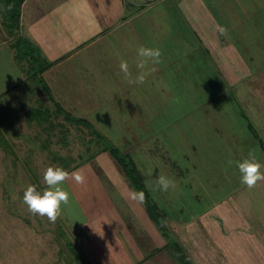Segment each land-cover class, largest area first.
Masks as SVG:
<instances>
[{"label": "rangeland", "instance_id": "374dc122", "mask_svg": "<svg viewBox=\"0 0 264 264\" xmlns=\"http://www.w3.org/2000/svg\"><path fill=\"white\" fill-rule=\"evenodd\" d=\"M90 1L95 7L101 1L107 6L102 14L114 12L112 0ZM129 1L117 0L119 11L103 18L105 29L120 21ZM206 1L216 8L217 16L223 17L220 24L226 25L224 15L231 4ZM9 2L4 0L3 7ZM178 3L164 0L129 24L136 34L126 26L114 35L120 41L118 35L125 33L121 42L138 46L143 39L151 42L150 34L156 29L164 33L158 36L163 42L155 47L161 49L158 64L166 66L161 67L166 68L161 84L168 87L171 98L161 97L147 104V112L152 113L150 121L144 123L146 114L138 124L123 109L115 114L106 112L105 106L101 109L100 93L108 99L102 90L119 92L117 83L106 79L102 89L94 72L77 75L75 63L71 77L64 76V85L68 92L76 89L72 94L81 97L80 104L85 102L84 109L91 114H71L65 107L66 111H60L59 100L55 99L50 115H43L47 121L42 126L35 124L27 129L24 125L22 129L18 123L20 108H0V264L142 262V256L151 254L152 241L157 240L160 228L155 223L154 228L146 225L149 213L144 202L131 199L134 190H144L155 201L160 215L170 223L167 227L171 237L174 234L185 244L197 264L260 263V255L251 260L246 250L251 245V250L264 256V180L251 189L241 184L235 161L252 156L264 163V48L259 51L260 60L256 46L246 50L250 44L244 43L250 35L255 39L254 28L264 30V19L256 20L254 25L253 21L240 25L242 20L235 18L239 27L230 30L225 26L251 71L248 77L231 84L187 25ZM230 12L236 16L234 6ZM16 42V54L21 58L23 47H31V43L25 37ZM30 55L35 62L42 54L31 51ZM39 60L36 68L43 63ZM10 62L7 56L0 58V74L4 76L0 93L14 75L7 68ZM8 72L11 74L4 75ZM114 148L132 169V176L112 154ZM49 166L63 167L69 173L82 170L86 176L84 184H77L71 175L66 179L64 186L72 193V200L54 222L47 216L32 214L23 203L28 185H36L40 191L47 188L42 178ZM149 171L150 176L146 175ZM161 174L171 178L175 187L152 191L146 181H154ZM237 201L243 202V213L252 229L241 219L240 211H225L236 207ZM164 237L161 248L155 250L157 261L179 264L171 253L170 240ZM247 238L249 243L245 244ZM142 263L154 264L150 260Z\"/></svg>", "mask_w": 264, "mask_h": 264}, {"label": "crops", "instance_id": "0c3cea01", "mask_svg": "<svg viewBox=\"0 0 264 264\" xmlns=\"http://www.w3.org/2000/svg\"><path fill=\"white\" fill-rule=\"evenodd\" d=\"M3 1L0 0V58L6 56L10 58L11 62L7 63V68L14 75L11 77L12 81L7 83L9 85L5 84V89L0 93V108L5 106L12 107V109L13 107L20 108L18 109L20 110L18 119L21 122L19 121L18 123L23 126L22 129L25 128L24 125L27 126V129L29 128L28 126L32 128L35 124H37L36 127L42 126L47 121L43 118V115H50L49 111L53 107L51 102L55 99L59 100L57 107H59L60 111L67 109V112L71 114L80 115L82 112L84 114L82 116H86L85 113L87 115L91 114L92 111L84 109L85 102L80 104L83 101H80L81 97H76V95L72 94L77 92L74 91L76 90L75 88L73 91H66L64 84L67 81H64L66 79L64 76L71 77L73 74L72 63L77 65V75L85 74L83 76H86L94 72V76L99 78L102 89L105 88L103 85L105 83L104 80L112 78L111 81L117 83L120 91L109 92L107 89L102 90L108 99L105 98L107 99L105 100L103 93H100V108L103 109L105 106L108 108L106 112H111L112 114L123 109L122 112L125 111L129 116H134L135 123L140 124L139 122L143 118L145 120V114L147 118L144 123L150 121L148 116L152 113L150 111L147 112V104L156 103L161 100V97L171 98L170 95H167L169 93L168 87L162 85L163 80H165L163 74L166 68L162 69L161 67L165 65L161 63L150 65L153 70L143 83H128L123 79L119 69L120 60H126L135 75L138 72L136 68L137 47L160 46V43L163 42L162 38H158L161 30L156 29L155 34H150L151 42L143 39L139 41L138 46L135 43L121 42L125 40V33L120 34L121 36L118 35L120 41L114 39V35L117 33L115 32L116 30L121 27H130L129 24L132 21H137V18L145 16L152 7L158 6L164 0H128L130 4L124 7L127 10H123L125 13L124 15H122L123 12L121 13L122 17L119 16L121 18L120 21L106 29L103 26V18L104 16L108 18L112 14L115 16L114 12L119 11L117 0H115V3L112 0L114 12L109 11L105 14H102L101 11L107 6L102 1L98 7H95L90 0H24L21 5H16L17 7H14L12 3V5L8 3L7 6L3 7ZM219 1L223 5H226V3L231 4L224 15L226 25H224L225 23L220 24L219 19H223V17L217 16L215 13L216 8H213V5L207 3L206 0H178V5L182 16L186 19L187 25L208 49L213 60L217 62L222 73L225 74L224 78L227 77V83L234 84L244 77H248L251 71L239 51L236 41L232 40L228 32L224 30L225 26H228L231 30L239 27L242 23L247 24L248 21H253L252 25H254L256 20L264 19V0H217L215 4ZM148 4L153 5L150 6ZM233 6L237 12L236 16H233L235 14L230 12V10H233ZM12 8L19 11V16L16 19L12 18L9 20L10 16L14 14L11 11ZM125 15L127 16L125 17ZM235 18L242 20L240 25L239 22H235ZM149 19V22H152V19ZM13 24H15L14 29L12 27ZM130 28L133 29V34H136L135 28L133 26ZM254 29L257 30L254 34L255 39L250 35L245 38L244 43L250 44L246 45L248 47H245L246 50H252L250 47L254 48L256 46L258 54L264 48V30H262V27ZM254 29L252 26L250 27L251 32ZM240 30L243 29L240 28ZM152 35H155V37ZM160 35L163 37L164 33L162 32ZM24 37L28 43H31V47L28 44L25 49L23 47L22 57L20 58L16 54V41ZM30 50L34 51V54H38V56L42 54L38 59L42 60L43 63H38L37 68L35 63L38 62V59L35 58V62H33ZM38 50L41 51L40 54L37 53ZM257 56L262 60V53ZM79 59H81L80 62ZM259 68L261 66L257 70ZM22 72L24 73L22 74ZM11 73L8 72L4 75ZM166 74L167 71H165ZM3 77L0 74V83ZM153 92H157V94H153ZM64 107L65 109H63ZM42 108L44 111H42ZM37 117L39 121L36 119ZM94 124L98 126V124ZM236 203V207L224 208L225 211H240L241 219L245 220L246 225L252 226L249 218L243 213V202L239 203L237 201ZM143 204L147 209L145 203ZM148 216L149 221L146 225L154 228L152 226L155 223V226L159 227L150 215ZM243 221L241 220L240 222L244 223ZM156 232L158 238L156 241H152L153 246L151 244V248L153 249L151 254L146 257L145 255L142 256V262L150 260L154 264H161L157 261L159 255L155 256L157 254L155 250L161 248V241L165 237L161 229ZM149 240L151 239L149 238ZM249 240L252 243L256 242L255 238H249ZM159 241L160 245L157 244ZM241 242L244 244V241L241 240ZM245 242V244L249 243L248 238ZM251 247L250 245V249L249 246H247L248 250L245 249L249 252V258L256 260V254L257 259L259 255L261 257L260 263L253 261V264H264L263 252L260 254L255 253V251L251 250ZM158 253H161V251ZM142 262L140 261L136 264H144Z\"/></svg>", "mask_w": 264, "mask_h": 264}, {"label": "clouds", "instance_id": "9594fccd", "mask_svg": "<svg viewBox=\"0 0 264 264\" xmlns=\"http://www.w3.org/2000/svg\"><path fill=\"white\" fill-rule=\"evenodd\" d=\"M137 62L136 68L138 72L134 75L130 69L129 63L122 60L119 69L123 79L128 83H143L153 70L150 65L158 63L161 57V49L158 47L139 46L136 49ZM233 163V161H229ZM235 165L240 173V182L249 189L254 187L258 181L264 180V163L249 156L239 161H235ZM75 180L77 184H84L86 176L82 170H76L69 173L63 167L49 166L44 170L43 182L47 188L43 191L37 189L36 185H28L23 193V203L27 205V209L32 214L47 216L50 221H55L61 214L63 207L67 206L72 200V193L64 186V182L69 177ZM146 175L150 176L149 171ZM146 186L152 191H167L174 188V181L166 175H159L154 181L147 180ZM133 200L144 202L145 191L134 190L130 193ZM78 221V220H77Z\"/></svg>", "mask_w": 264, "mask_h": 264}, {"label": "trees", "instance_id": "16d2710c", "mask_svg": "<svg viewBox=\"0 0 264 264\" xmlns=\"http://www.w3.org/2000/svg\"><path fill=\"white\" fill-rule=\"evenodd\" d=\"M8 1H11V2H9V5L11 3L14 5L15 4L14 2H16V4L19 6L22 4V2L24 0H8ZM11 11H14V10H11ZM18 16H19V11L16 10V12L14 11V14L12 16H10L9 20H11L12 18L16 19V17H18ZM112 154L116 157V159L121 164H123V166H124L123 168H124L125 172L128 175H131L132 169L125 165V160L122 157V155L120 154V152L118 151V149H116V148L112 149ZM131 179L133 180V182H135V184H137L135 178L132 177ZM139 188H140V186H139ZM144 203L147 207V211H148L150 217L158 224V226L162 230L163 234L165 236H167L168 239L170 240L168 242V245L171 249V253H172L173 257L176 258L178 263L179 264H197V262L194 260V258L192 257V255L188 251L185 244L182 241H180L178 238L173 237V235H174L173 233H172L173 235L171 237V231L167 227V222L165 221V219H163V216L160 215V213L158 212L157 205H156L155 201L147 193H145ZM220 220L221 219L219 218V221ZM252 227H254V226L252 225L251 229H252ZM258 238H259V235H258Z\"/></svg>", "mask_w": 264, "mask_h": 264}]
</instances>
